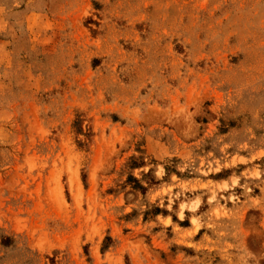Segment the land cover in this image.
I'll return each instance as SVG.
<instances>
[{
	"label": "rangeland",
	"instance_id": "374dc122",
	"mask_svg": "<svg viewBox=\"0 0 264 264\" xmlns=\"http://www.w3.org/2000/svg\"><path fill=\"white\" fill-rule=\"evenodd\" d=\"M0 264H264V0H0Z\"/></svg>",
	"mask_w": 264,
	"mask_h": 264
}]
</instances>
